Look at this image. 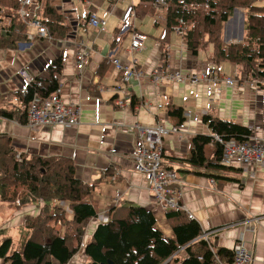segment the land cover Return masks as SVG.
Wrapping results in <instances>:
<instances>
[{"label":"crops","instance_id":"1","mask_svg":"<svg viewBox=\"0 0 264 264\" xmlns=\"http://www.w3.org/2000/svg\"><path fill=\"white\" fill-rule=\"evenodd\" d=\"M46 1L63 15L70 31L64 39L53 40L40 37L37 28L31 26L28 33L34 37L33 41L21 42L15 49H0V109L3 106L15 109L18 100L14 94L24 90L35 77L45 76L47 66L54 59L61 58L58 93L66 104L79 109L78 125L65 129L58 126L28 128L16 119L0 116V134L10 138L16 152L28 150L29 154H61L60 156L71 158L78 180L97 183L92 199L98 212L105 210V206L111 208L121 201L144 207L153 212L156 227L164 237H170L172 233L165 221V212L153 200L146 177L137 171L134 161L137 141L131 132L132 126L137 123L143 126H154L157 123L165 127L173 125V120L165 117L166 112L156 109L159 104L167 109L170 101L191 112L193 116L206 110L208 116L243 126L255 121L253 137H264V90L260 86L248 87L246 83L242 84L247 76L244 65L226 63L229 75H225L220 71L219 65H213L207 59L201 62L197 60L198 55L192 57L189 52L186 56L183 50L168 51L167 70H180L183 74L214 70L234 78L235 85H192L171 81L153 85L146 74L150 71L163 72L161 52L159 42L156 39L150 40L136 24L137 18L142 19L146 15L135 9L136 0L128 7L132 8L133 13L131 25L124 24L127 9L118 7L126 0H114L113 3L107 0H79L77 5L72 0ZM40 8L41 3L37 1L32 10L39 18ZM89 13H95L106 22L103 32L98 34L88 27L86 18ZM242 21L244 23V13L237 9L224 26V46L243 39V30L239 37ZM155 27L163 29V24L159 23ZM133 32L142 33L148 42H153L149 56L144 59H141V54L147 49V41L145 49L138 52H131L129 43L125 46V41L129 40ZM64 40L82 41L85 44L88 58L82 70L77 71L75 68L72 48H63L60 44ZM183 47L185 49L184 43ZM115 57L124 63L137 59V69L142 73L139 79L133 77L129 81V98L124 110L118 109L114 103L117 96L123 97L122 92L118 95L114 92L115 87L120 84V74L111 65V60ZM106 61L108 64L98 74L99 67L102 69ZM130 97H135L137 101L133 109ZM147 104L150 105L149 110L145 108ZM196 135H210L208 126L203 121L190 123L189 129L183 133L169 135L165 139L163 155L185 157L189 152V142ZM214 152L213 145L205 147L207 157L213 156ZM167 165L178 168L177 165ZM240 174L241 171L232 176L238 175L239 179ZM177 175L187 212L199 223L202 230H217L210 239L214 250L217 252L218 248H225L232 251L234 244L241 242L252 253L251 264H264V169L257 170L253 179L243 175L246 184L243 187L236 180L222 184L220 190L216 189L217 184L212 180L201 175L178 172ZM107 202L110 203L107 205ZM18 211L15 209L14 212L17 215L14 227H22L24 218L36 215L38 207H24L22 215ZM244 222L247 224L244 225ZM96 226L92 220L88 223L85 242ZM0 230H5V226ZM78 260L79 264L83 262Z\"/></svg>","mask_w":264,"mask_h":264},{"label":"trees","instance_id":"2","mask_svg":"<svg viewBox=\"0 0 264 264\" xmlns=\"http://www.w3.org/2000/svg\"><path fill=\"white\" fill-rule=\"evenodd\" d=\"M37 1L41 3L40 24L52 39H64L70 30L63 15L48 1ZM258 1L171 0L159 6L155 0H136L134 7L152 16L155 26L163 24L162 33L156 38L163 71L168 66L165 49L169 46L170 35L177 32L192 57L210 44L212 53L208 62L244 65L249 68L250 77L261 81L264 80V7L258 6ZM236 8L244 13L243 39L224 46V25ZM18 9L16 0H0V23H3L0 25V49H15L27 39L29 25L20 18ZM107 64L108 61L97 73L101 74ZM61 69L62 59H54L47 66L45 76L35 77L24 90L14 94L17 107L3 106L0 116L25 124L27 106L33 97L47 98L59 90ZM130 99L133 109L137 101L135 97ZM183 111L170 101L167 104V116L173 120V125L183 122ZM202 121L208 126L210 135L191 138L189 152L183 158L162 154V167L172 170L174 166L167 163L177 165L178 173L205 176L218 185L236 181L237 177L232 174L240 170L218 163L222 146L215 137L223 142L230 139L247 142L252 130L208 115ZM10 143L7 135L0 134V204L16 206V210L35 205L38 213L24 218L27 239L20 250L11 251V237L0 238V261L2 264H68L79 251L89 220L97 216V205L92 199L97 183L78 180L73 161L62 156L30 155L18 163ZM208 145L215 148L212 158L205 155ZM52 200L67 201L71 214L52 206ZM39 201L43 202L40 206ZM165 219L172 233L167 238L156 227L152 211L121 201L110 212L108 222L97 224L84 244L81 253L86 261L81 264L108 261L114 264H164L166 261L176 264L180 249L186 254L182 264H213V254L201 239L202 229L196 220L189 219L180 210H165ZM216 254L222 261H231L233 257L232 251L225 248H218Z\"/></svg>","mask_w":264,"mask_h":264},{"label":"built area","instance_id":"3","mask_svg":"<svg viewBox=\"0 0 264 264\" xmlns=\"http://www.w3.org/2000/svg\"><path fill=\"white\" fill-rule=\"evenodd\" d=\"M19 6L18 14L20 18L27 22L29 26H34L38 30L40 37H48V30L40 24L35 18L32 10L35 7L37 0H16ZM171 0H155V4L164 6ZM132 8H128L124 17V24L131 25L133 18ZM106 22L100 19L95 13H89L86 18V24L96 33L103 32ZM177 33V32H176ZM28 41H33L32 35H27ZM147 37L139 32H133L130 37L131 52H138L145 49ZM63 48H72L74 53L75 68L80 71L84 68L85 61L88 58V49L82 41L70 42L61 41ZM165 51H169L167 46ZM111 65L114 70L120 74V84L114 89L116 95L123 93V97H116L114 100L115 106L124 110L126 107V100H128V86L129 81L135 77L139 79L142 75L137 69V61L131 60L130 63H124L118 58H112ZM166 72V74H164ZM153 85H158L163 81H171L176 84H192L201 85L208 84L211 86L223 84L227 87H233L236 81L232 77H227L221 73H215L213 70H204L197 73L183 74L180 70H165L163 72L150 71L146 74ZM260 86L264 90V80L258 81L254 79L250 85ZM147 110L150 105H145ZM158 111L166 112L167 109L162 104L156 106ZM206 110H202L200 115L193 116L189 111H183V122L177 125L165 127L161 123L154 126H143L139 123L132 126V131L136 136V150L134 154V161L137 170L142 173L148 181V189L152 195L153 200L164 210H180L187 214L189 219H193L192 215L187 212L183 204V192L180 188V180L178 179L175 170H168L162 167V153L164 149V141L171 134H179L189 129L190 123H200L207 115ZM79 121V109L73 105L66 104L60 97L58 91L51 94L47 98L34 96L29 102L26 112V126L28 128H44V127H61L69 128L77 126ZM252 137L247 142H239L234 139L223 142L218 137L215 140L222 146L221 157L218 163L227 167L238 168L241 173L247 178L253 179L254 173L259 169H264V137ZM21 156L17 154L15 160L21 163ZM18 201H15L17 204ZM43 202L39 201V206ZM51 205L59 208L68 214H71L69 203L66 201L52 200ZM106 219H103V217ZM103 219V220H102ZM108 214L98 212L97 216L92 218L95 224L108 222ZM244 225L247 222L243 223ZM217 230H203L201 239H203L209 250L213 254V264H251L253 260L252 253L244 247L241 242H237L233 246V257L231 261H222L216 254L211 242ZM86 242L83 240L80 243L79 252L84 248ZM73 258V257H72ZM176 258L179 261L176 264H182L186 254L183 249L177 252ZM201 259V258H198ZM72 259L69 261V263ZM168 262V261H166ZM68 263V264H69ZM53 264H58L54 262Z\"/></svg>","mask_w":264,"mask_h":264},{"label":"rangeland","instance_id":"4","mask_svg":"<svg viewBox=\"0 0 264 264\" xmlns=\"http://www.w3.org/2000/svg\"><path fill=\"white\" fill-rule=\"evenodd\" d=\"M73 3L75 5L78 4V1L79 0H72ZM133 0H126L125 3H122L120 4L118 7H125L126 9H128L129 5L132 4ZM106 4L109 5V3L107 1H105ZM50 5V3H49ZM258 6H261V7H264V0H260L258 1L257 3ZM242 10V9H239V8H236L234 11L236 10ZM234 11H233V14H234ZM243 11V10H242ZM163 13V12H162ZM3 23H0V25H2ZM136 24L137 26L139 27L140 31L146 35L149 36L150 40L152 39H156L158 38L157 36H160L161 35V32H162V29L161 27H155L154 26V18L152 16H150L149 14H146L142 19L140 18H137L136 19ZM161 26V25H160ZM225 26V25H224ZM153 37V38H152ZM48 38H51L50 36H48ZM52 39V38H51ZM54 40V39H53ZM130 44V38L129 40L125 41V46L126 45H129ZM146 50L142 52V57L141 59H144L146 56H149V53H150V49L152 48L153 46V42L152 41H147V44H146ZM181 50L185 51V55L187 56V53L188 51L184 49L183 47V42H182V39H181V35H179L178 33L176 32H173L171 35H170V42H169V51L172 52V51H175V52H180ZM190 53V52H189ZM207 53L209 56H207ZM212 53V47L210 44L206 45V47L202 50H200L199 54H198V57H197V60L201 61V62H205V59L208 60V58L210 57ZM167 54H168V51H167ZM202 58L204 60H202ZM137 60V59H136ZM226 63H229L228 61H223L221 63H219L218 65L220 66V71L222 73H224L225 75H229V67L226 65ZM188 65V64H187ZM245 68V67H244ZM247 69V76L246 78L243 79V83L242 84H245L248 85V87H250V83L256 79V78H253L252 76L250 77L248 75V71H249V68L246 67ZM234 79V78H233ZM235 80V79H234ZM238 83V82H237ZM185 84V83H184ZM239 85V83H238ZM255 125H256V122L253 121V122H250L248 124V128H250L252 130V137L254 136V132L256 130L255 128ZM11 141V140H10ZM165 143V141H164ZM11 144V143H10ZM11 149L13 151V155H14V160H15V156L17 154H19L21 156V160L22 162L28 158L30 155H37V156H41V157H55L54 155H49V156H42V155H38V154H29L28 150L25 151V152H16L13 147H12V144H11ZM164 151V149H163ZM214 151H215V148H214ZM163 154V153H162ZM59 156L61 154H58ZM62 157H65L67 159H71L67 156H64L62 155ZM207 157V156H206ZM207 158H212L211 157H207ZM17 162V161H16ZM138 171V170H137ZM139 172V171H138ZM140 173V172H139ZM142 174V173H140ZM189 174H193V173H189ZM143 175V174H142ZM196 175V174H194ZM197 176V175H196ZM205 177V176H203ZM238 177V175L236 176ZM243 174H240V178L238 180V183L240 184V187H243L245 186L246 184L245 183V179L243 178ZM207 178V177H205ZM209 179V178H208ZM228 183V182H225V184ZM224 184V183H220L219 185L217 184L216 186V189L220 190L221 189V185ZM110 202H107V205L109 204ZM127 203V202H126ZM184 203V201H183ZM117 205V204H116ZM115 205V206H116ZM31 206V205H30ZM114 206V207H115ZM15 207L16 206H9V205H6V204H0V228L5 226V230H0V238L4 237L5 235H8L10 237H12V246H11V251H15V250H20L23 246V244L25 243L26 241V237H27V231L26 229L22 226V227H14L16 226L14 224L15 220H16V213L14 214L15 212ZM27 207V206H26ZM114 207H106L105 206V210L103 211H100L101 213H105V214H108V217H110V212L112 211V209ZM107 208V210H106ZM109 208V209H108ZM23 210V212H22ZM98 210V209H97ZM19 214H24V207L19 209L18 211ZM34 216V215H33ZM103 219H106V217L104 216ZM102 219V220H103ZM92 220V219H91ZM89 220V222L91 221ZM166 221V220H165ZM24 222V221H23ZM166 223L168 224V222L166 221ZM24 224V223H23ZM169 228H170V225L168 224ZM171 229V228H170ZM4 235V236H3ZM164 235V234H163ZM10 251V252H11ZM73 260L69 263V264H79V260L78 259H81L83 261H86V258L84 257V255L78 251L77 254H75V256L72 258ZM0 264L1 261H0ZM81 264V263H80Z\"/></svg>","mask_w":264,"mask_h":264},{"label":"water","instance_id":"5","mask_svg":"<svg viewBox=\"0 0 264 264\" xmlns=\"http://www.w3.org/2000/svg\"><path fill=\"white\" fill-rule=\"evenodd\" d=\"M242 30H243V21L241 22V28H240V34H239V37H241ZM104 264H114V263L111 262V261H108L107 263H104ZM164 264H168V262H165Z\"/></svg>","mask_w":264,"mask_h":264}]
</instances>
